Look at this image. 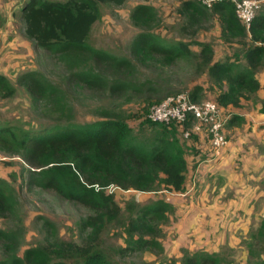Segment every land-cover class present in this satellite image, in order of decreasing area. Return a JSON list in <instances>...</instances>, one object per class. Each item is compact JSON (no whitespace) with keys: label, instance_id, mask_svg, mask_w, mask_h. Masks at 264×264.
Listing matches in <instances>:
<instances>
[{"label":"trees","instance_id":"obj_1","mask_svg":"<svg viewBox=\"0 0 264 264\" xmlns=\"http://www.w3.org/2000/svg\"><path fill=\"white\" fill-rule=\"evenodd\" d=\"M123 1L30 0L22 14L24 35L38 48L53 51L63 59L74 58V64L91 58L102 66L113 67L121 76L132 69L131 59L116 58L103 50L89 47L86 42L100 19V5H121ZM195 1L186 0V7L197 9ZM214 8L222 16L223 33L244 44L242 57L236 62L216 61L213 46L208 43L201 42L200 50L195 53L187 43L164 45L146 31L138 33L134 39L133 55L137 58L157 57L164 63H172L182 57L191 58L195 60L197 74L206 75L212 83L211 88L215 92L213 100L222 109L239 107L243 101L253 99L260 88L256 75L264 68V8L253 19L249 30L237 18L233 3L219 2ZM152 18L153 8L146 4L138 5L131 12V20L136 25L146 26ZM74 79H78L77 83L83 84L84 88L96 92L110 83L111 97L128 88V84L118 78L113 82L83 70L78 71ZM22 83L34 96L36 104L44 101L46 110L54 117V122L47 128L24 129L9 124L0 127V147L18 155L30 166V185L53 191L91 210L94 215L89 217V221L95 228V237L107 224L122 225L126 246L118 250L121 255L163 251L157 232H151L154 229L151 223L159 220L163 221L162 226L168 224L169 214L175 212L174 207L160 199L152 206L138 209L136 205H127L124 209L116 202L115 194L107 189L183 192L189 147L182 133L179 135L178 125L155 123L144 118L140 124L144 130H135L131 120L136 115H129L121 108L105 112L101 120L93 123H74L65 117L67 105L62 89L38 72L23 74ZM205 92L204 85L195 84L186 93L193 101L200 102ZM14 93L12 82L0 74V97L9 98ZM49 99L51 106L46 103ZM148 107L144 111L149 114ZM236 119L239 118L234 116L229 124ZM190 126L186 123L184 128ZM192 138L193 135L189 140ZM11 197L9 184L0 178V217L11 211ZM257 233L259 236L264 234V222ZM250 247L251 258L260 255L262 250L257 245L250 244ZM181 261L182 264H221L222 260L216 254L204 251H184ZM0 264L119 263L102 249H97L92 242L56 241L31 247L23 255L17 254L0 261ZM259 264H264V260H260Z\"/></svg>","mask_w":264,"mask_h":264},{"label":"rangeland","instance_id":"obj_2","mask_svg":"<svg viewBox=\"0 0 264 264\" xmlns=\"http://www.w3.org/2000/svg\"><path fill=\"white\" fill-rule=\"evenodd\" d=\"M185 1L124 0L121 5H100V19L93 26L86 44L116 58L131 59L132 69L121 76L113 67L102 66L91 58L74 64V58L63 59L53 51L36 47L30 41V45L25 48L28 50L26 60L18 63L16 70L15 65L8 69V76H11L9 80L15 88V93L9 98L0 97V127L9 124L11 127L24 129L47 128L54 122V117L46 110L48 108L44 101L37 105L34 96L22 83L23 74L28 72H38L41 77L64 91L67 105L65 117L79 124L96 122L102 119L105 112L121 108L129 115H136L131 124L135 130H140V124L144 118H148V111H144V108L149 106L148 103L151 104L149 110L153 104L168 96L189 92L195 84L204 85L206 89L200 102L213 100L212 83L206 75L197 74L195 60L182 57L172 63H164L157 57L137 58L133 55L134 39L138 33L146 31L164 45L187 43L195 53L200 50L201 42L208 43L213 46L216 61L236 62L241 59L244 44L239 39L227 35L228 38L223 33L221 14L216 12L215 8L209 10L201 7L197 1L194 2L197 9H189ZM140 4L153 8V18L146 26L136 25L131 20V12ZM80 70L100 75L113 82L118 78L117 80L128 84V88L116 97H111L110 83L100 92L84 88L83 84L77 83L78 79H74ZM50 102V99L46 101L48 106H51ZM178 133L181 134L180 131ZM187 141L185 143L190 146L188 151H196L192 144L188 145L190 141ZM30 169L21 157L0 147V178L7 181L12 192L11 211L0 217V261L8 260L17 254L23 255L31 247L56 241L76 244L92 242L97 249L105 251L119 264H159L164 261L165 250L119 254L118 250L126 246L122 225L107 224L95 237V228L89 221V217L94 213L53 191L30 185ZM107 191L115 194L116 202L124 209L127 205H136L138 209L152 206L160 200L158 198L166 201V192H169L124 191L113 187ZM174 214L175 212L169 214V223ZM162 224L163 221L159 220L151 223V226H154L151 232L155 230L160 239L165 237L168 226ZM226 252L228 259L233 260L231 264H235L236 261L231 257L233 253L228 249Z\"/></svg>","mask_w":264,"mask_h":264},{"label":"crops","instance_id":"obj_3","mask_svg":"<svg viewBox=\"0 0 264 264\" xmlns=\"http://www.w3.org/2000/svg\"><path fill=\"white\" fill-rule=\"evenodd\" d=\"M29 2L0 0V74L8 79V69L28 56L22 14ZM18 54L25 57L15 59ZM256 77L260 88L253 99L223 109L228 144L219 154L202 134L188 140L196 151L187 154L183 192H166L175 214L160 239L165 252L159 264H182L184 251L216 254L221 264H231L227 249L235 264L264 260V234L257 233L264 222V68ZM234 116L239 119L229 124ZM250 244L262 250L259 256L251 258Z\"/></svg>","mask_w":264,"mask_h":264},{"label":"built area","instance_id":"obj_4","mask_svg":"<svg viewBox=\"0 0 264 264\" xmlns=\"http://www.w3.org/2000/svg\"><path fill=\"white\" fill-rule=\"evenodd\" d=\"M197 2L209 10L219 2L233 3L237 18L247 30L264 7V0H197ZM148 118L155 123L178 125L182 136L188 140L192 135L202 134L210 142L215 154H219L228 144L224 131L228 116L214 100L195 102L186 92L171 95L152 105ZM186 123H190L191 126L184 128Z\"/></svg>","mask_w":264,"mask_h":264}]
</instances>
